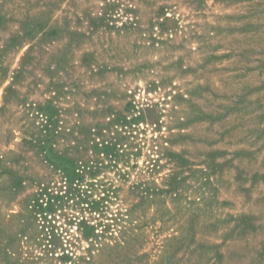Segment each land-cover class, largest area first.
Wrapping results in <instances>:
<instances>
[{
  "label": "rangeland",
  "instance_id": "obj_1",
  "mask_svg": "<svg viewBox=\"0 0 264 264\" xmlns=\"http://www.w3.org/2000/svg\"><path fill=\"white\" fill-rule=\"evenodd\" d=\"M102 137L130 176L84 236L37 193ZM0 264H264V0H0Z\"/></svg>",
  "mask_w": 264,
  "mask_h": 264
},
{
  "label": "trees",
  "instance_id": "obj_2",
  "mask_svg": "<svg viewBox=\"0 0 264 264\" xmlns=\"http://www.w3.org/2000/svg\"><path fill=\"white\" fill-rule=\"evenodd\" d=\"M121 126L128 125L122 124ZM103 129L104 127L100 126L96 134L102 133ZM123 143L102 137V139L96 140L94 146L96 151H93L90 145L81 146V149L87 152L82 156L54 153L51 159L55 171H57L58 186L54 190H51V187H44L37 193L38 207L40 208L38 213H46L44 215L47 218V215L56 214V211L63 207L65 201H72L73 206L79 207L84 214V217L79 220L80 232L84 236L93 235L95 228L89 225V216L95 214L104 218L110 214L116 215L117 212L111 209L112 202L114 200L124 202L121 197L122 184H116L114 180L105 176L112 170L115 171V174L124 176L125 180L130 176V171L127 170L130 152L127 151V146L125 147ZM172 156L176 157V154H172ZM168 158L171 159L170 156ZM151 182L138 180L129 187L130 190L137 191L140 198H144L152 195L147 184ZM51 226L52 232H55V226ZM108 227L110 229V225ZM105 232L108 231L105 230ZM96 236L99 235L96 234Z\"/></svg>",
  "mask_w": 264,
  "mask_h": 264
}]
</instances>
